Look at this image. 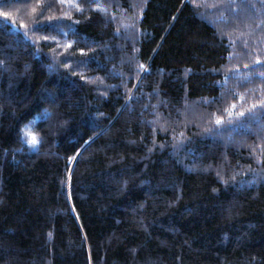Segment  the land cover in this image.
<instances>
[{"label":"trees","instance_id":"1","mask_svg":"<svg viewBox=\"0 0 264 264\" xmlns=\"http://www.w3.org/2000/svg\"><path fill=\"white\" fill-rule=\"evenodd\" d=\"M261 74L264 0H0V264H264Z\"/></svg>","mask_w":264,"mask_h":264},{"label":"snow or ice","instance_id":"2","mask_svg":"<svg viewBox=\"0 0 264 264\" xmlns=\"http://www.w3.org/2000/svg\"><path fill=\"white\" fill-rule=\"evenodd\" d=\"M73 6H74L77 10L80 9V5H79V4H75V3H73ZM96 7L99 8L101 11H105V9H104L101 5H96ZM64 15L67 16V15H69V14H68V13H64ZM44 39H48V37H44ZM52 39H55V37H52ZM67 46L70 47L71 45L69 44V45H67ZM81 52H83V49H81ZM258 62H259V60H257V63H258ZM141 68H143V65H141ZM261 75H264V74H261ZM260 103H261V104H264V101H260ZM253 107H255V105H253ZM217 123H220V120H219V119L217 120ZM26 135L30 137V139L28 140V142H29L30 144L35 145V144H37V143L39 142L38 139H37V137L35 136L34 133H32V132L26 130Z\"/></svg>","mask_w":264,"mask_h":264},{"label":"rangeland","instance_id":"3","mask_svg":"<svg viewBox=\"0 0 264 264\" xmlns=\"http://www.w3.org/2000/svg\"><path fill=\"white\" fill-rule=\"evenodd\" d=\"M21 7V6H20ZM30 132H32V133H34V131L33 130H31ZM35 134V133H34Z\"/></svg>","mask_w":264,"mask_h":264}]
</instances>
